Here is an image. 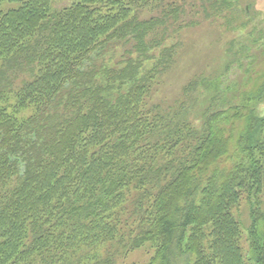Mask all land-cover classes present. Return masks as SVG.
<instances>
[{
	"label": "trees",
	"instance_id": "16d2710c",
	"mask_svg": "<svg viewBox=\"0 0 264 264\" xmlns=\"http://www.w3.org/2000/svg\"><path fill=\"white\" fill-rule=\"evenodd\" d=\"M63 1L0 0V264H119L146 245L150 264H246L243 199L264 264L262 118L245 116L234 165L224 111L199 130L186 99L149 104L185 0Z\"/></svg>",
	"mask_w": 264,
	"mask_h": 264
},
{
	"label": "rangeland",
	"instance_id": "374dc122",
	"mask_svg": "<svg viewBox=\"0 0 264 264\" xmlns=\"http://www.w3.org/2000/svg\"><path fill=\"white\" fill-rule=\"evenodd\" d=\"M72 1L64 0L58 6ZM184 2L186 11L178 21L174 20L169 38L162 45L174 46L173 64L158 79L149 104H160L164 110L173 111L181 100L186 99L184 112L199 130L205 128L209 116L224 111L221 123L226 129L221 133L232 141L229 159L224 162L236 165L247 161L249 156L239 141L249 123L245 116L252 110L264 122V0H232L228 6L220 0L219 12L209 0ZM19 5L18 1H5L3 8ZM123 48L121 46L116 55L119 56ZM152 65L153 62H148L147 68ZM192 81L194 85H191ZM187 86H190L188 96L185 94ZM236 115L239 118L228 124V120ZM253 146L258 150L257 158H262L264 163V128ZM261 201L260 208L264 212V192ZM251 211L246 199L235 211L242 229L246 264H256L251 248ZM258 234L264 240V221L259 222ZM154 250L147 245L137 248L123 255L119 264H150Z\"/></svg>",
	"mask_w": 264,
	"mask_h": 264
}]
</instances>
